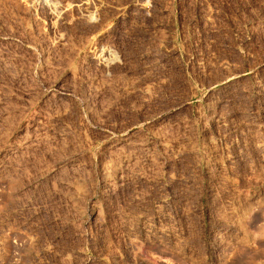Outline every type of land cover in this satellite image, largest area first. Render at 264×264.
<instances>
[{"label":"rangeland","instance_id":"1","mask_svg":"<svg viewBox=\"0 0 264 264\" xmlns=\"http://www.w3.org/2000/svg\"><path fill=\"white\" fill-rule=\"evenodd\" d=\"M130 12L0 0V264H264V0Z\"/></svg>","mask_w":264,"mask_h":264},{"label":"bare ground","instance_id":"2","mask_svg":"<svg viewBox=\"0 0 264 264\" xmlns=\"http://www.w3.org/2000/svg\"><path fill=\"white\" fill-rule=\"evenodd\" d=\"M37 2H38V5L40 6L41 11L43 12V14L45 16L46 25L48 26L49 29L53 30V33H54L53 34V38H54L53 41H54V43L56 42L57 44H63V43H65L67 41V37H68L67 34L70 31V28H71L73 22L78 21V20H86L88 22H91L93 26H92V29H91L90 32L93 34V37H95V36L98 37V35H100L102 33H105V32H108L110 30V28H112L111 27V22H110L111 20H109L110 19L109 18L110 11L112 12L114 9H116V11L117 10L122 11V13H124L125 16H127L126 14H128V12H129V15H131V12H130L131 8L135 7V9H136V5H137L139 10H140V12H141L142 10H144L146 8L147 2H149V0H37ZM132 12H135V10L132 11ZM114 13H115V11H114ZM116 14H117V12H116ZM130 26H131V24H130ZM113 27H114V25H113ZM90 36L91 35H89V37ZM102 39H103V37H102ZM100 40H98V41H100ZM101 42L102 41H100V43H97V45L95 43L96 46L94 48L92 47L93 49L90 50V53H89L90 54L89 55L90 59L93 60L94 63H96V65L98 64L97 66H99L102 70H105V72H106V70L107 71H111V70H113V68H115L114 67L115 65H117L120 62H122V60H121L122 59L121 58L122 55L120 54V52L118 51V49L116 47L118 44L115 46V44L113 42H109V41L108 42L104 41L102 43ZM120 48H122V47H120ZM77 51H79V50H77ZM124 60H125V58L123 57V61ZM93 66H95V65H93ZM99 67H97V68H99ZM107 73H109V72H107ZM217 120H219V119H217ZM123 140L124 141L126 140V142H127V140H129L130 142H134V143L136 142V140L135 139L133 140L132 137H130V138L128 137V138L123 139ZM121 143H119V144H121ZM146 220H148V219H146ZM144 222L146 223V221H144ZM145 223H144V226L147 225ZM148 225H149V223H148ZM150 228L151 227H149L146 231H148V232L151 231V229H153V226H152L151 229ZM170 231H171L170 228H168V227H166L164 225L162 227H159L157 232L160 233V235L165 236Z\"/></svg>","mask_w":264,"mask_h":264}]
</instances>
